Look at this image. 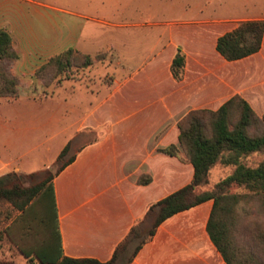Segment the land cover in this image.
<instances>
[{"label":"crops","instance_id":"crops-1","mask_svg":"<svg viewBox=\"0 0 264 264\" xmlns=\"http://www.w3.org/2000/svg\"><path fill=\"white\" fill-rule=\"evenodd\" d=\"M96 19L49 0H0V28L8 29L20 55L11 68L20 81L19 95L14 103L5 106L22 110L8 119L0 117V126L9 122L12 127L24 123L48 127L63 122V128L50 135V140L62 139L54 157L46 161H58L70 143V152L75 149L74 161L53 180L63 254L108 262L152 204L191 183L192 164L184 156L160 152L179 145L178 122L183 116L191 110H217L235 95L264 116V38L260 52L242 60L228 62L216 51L219 37L242 21H264V13L190 19L196 22L178 19V26L170 33V46L156 56L159 61L152 76L146 69L148 62L127 77L126 92L118 87L112 96L116 105L109 107V115H125L127 121L114 123L107 134L88 144L75 145L82 133L102 128L104 116L102 113L97 119V112L103 109V102L94 107L91 103L87 107L82 99L68 103L76 94L70 85L64 88L69 92L64 107L50 114L49 122L27 120L35 115L38 106H51L55 101L46 97L37 105L31 101L36 96L32 86L38 70L52 58L70 49L88 54L84 43L98 32L100 22ZM179 48L186 56L182 81H176L170 70ZM156 73L162 82L157 81ZM169 83L174 87L172 92H168ZM123 96L126 107L117 105ZM146 124L149 136L164 143H157L151 151L158 155L157 164L151 167L149 160L144 159L136 168H129L126 164H133L131 152L139 151L137 136ZM8 149V145L0 149V166L7 163L3 152ZM18 160L13 158L11 162ZM168 167L172 169L170 176H166ZM146 176L152 182L140 184L139 180ZM212 207L213 201H207L166 220L132 264H226L207 233Z\"/></svg>","mask_w":264,"mask_h":264},{"label":"trees","instance_id":"trees-1","mask_svg":"<svg viewBox=\"0 0 264 264\" xmlns=\"http://www.w3.org/2000/svg\"><path fill=\"white\" fill-rule=\"evenodd\" d=\"M264 38V21H242L231 31L218 38L216 51L228 62L248 58L260 52ZM73 55L80 52L70 49L52 58L38 70L40 75L48 67L66 72L72 67ZM20 59L13 47V39L6 28H0V98L16 99L19 80L11 73L12 65ZM186 56L181 48L171 64V74L182 81ZM8 65V67H6ZM92 65L87 56L86 66ZM10 67V71H9ZM179 145L160 152L184 158L194 168L190 184L152 204L145 216L130 230L118 246L111 260L100 262L92 258L64 256L60 233L58 208L53 180L74 161L63 160L71 150V143L61 152L59 169L41 182L24 186L15 174L0 177V202L9 204L15 216L7 234L21 254L32 264H132L139 251L155 236L159 226L178 213L190 210L207 201L213 207L207 223V233L226 264H264V232L258 228L245 230L242 223L253 213L251 204L259 202L264 207V161L253 167L246 158L264 152V116H259L247 100L235 95L219 109L191 110L178 122ZM216 165L234 167V171L210 191L198 192L208 183L211 170ZM152 178L142 177L139 183L150 184ZM242 188L244 193L233 192ZM12 213H8V219ZM35 223V226L32 224ZM20 226L22 239L13 236V227ZM35 231L38 239H26ZM136 244L133 251L131 246Z\"/></svg>","mask_w":264,"mask_h":264},{"label":"rangeland","instance_id":"rangeland-1","mask_svg":"<svg viewBox=\"0 0 264 264\" xmlns=\"http://www.w3.org/2000/svg\"><path fill=\"white\" fill-rule=\"evenodd\" d=\"M59 6L69 7L82 11L100 22L97 26L98 32L92 34L84 43L86 53L73 55L72 67L66 72H58L54 67H48L40 75H36V81L32 86L33 100L37 105L43 103L46 97H53L55 100L51 106H38L33 117L37 122H49L53 112L63 108L65 100L69 98V92L64 91L70 85L75 90V95L68 100V103L85 100L87 107L103 102V109L97 112V119L103 113V126L97 132L86 131L79 135L75 145L88 144L107 134L114 123L127 121L125 115H109V107L113 104L112 96L118 87L120 91H125L127 77L133 71L142 68L148 62V75L156 70L155 63L159 59L156 57L161 50L167 49L171 43L170 33L178 26V19L188 20L183 22H196L190 20L194 18H204L207 16L228 17L244 15L248 13H264V0H49ZM184 24V23H183ZM84 48V49H85ZM87 56L92 65L86 66ZM8 67V65H6ZM10 71V67H9ZM150 72V74H149ZM157 81L162 77L156 73ZM20 82V81H19ZM162 82V81H161ZM174 87L168 84V92H172ZM118 91V90H117ZM116 91V92H117ZM126 92V91H125ZM115 94V95H114ZM89 100H91L89 102ZM14 99H0V117L22 112L19 107L5 106L7 103H14ZM115 103V102H114ZM89 104V105H88ZM116 105V104H113ZM118 106L126 107V97L119 100ZM26 118V117H24ZM60 118V117H59ZM150 124V123H149ZM149 124L138 134L140 141L139 151L131 152L133 164H126L129 168H136L141 161L148 159L150 166H155L157 154L151 152L157 143L149 136ZM64 126L63 122L53 123L46 127L40 123L35 125L23 124L21 127H12V123L0 126V149L9 146L10 150L4 151L3 160H7L0 166V176L15 173L24 186H32L44 180L48 176V171L55 173L61 166V161L46 163L52 159L58 149L60 138L50 140V135L57 134ZM158 130V127H155ZM153 132V131H152ZM164 145V143H162ZM18 152V155H16ZM72 150L66 158L67 161L74 154ZM180 155L184 152L180 149ZM21 156V157H20ZM13 158H19L16 162ZM140 161V162H139ZM264 161V152L255 153L246 158L248 166H257ZM144 165V164H142ZM172 169L167 168L166 176H170ZM234 171V167L216 165L210 172L208 183L198 189V192L210 191L217 183L225 179ZM233 192L244 193L242 188H233ZM253 213L242 223L245 230L258 228L264 232V207L259 202H254ZM8 213H12V218L8 219ZM18 213L4 202H0V234L11 224L13 218ZM35 226V223L32 221ZM13 233L17 239H22L23 234L20 226L15 225ZM38 239V234L33 231L26 239ZM136 244L131 246L134 250ZM124 261V260H123ZM123 261L121 264H123ZM0 264H32L25 258L13 240L7 234L0 237ZM33 264H38L34 262Z\"/></svg>","mask_w":264,"mask_h":264}]
</instances>
